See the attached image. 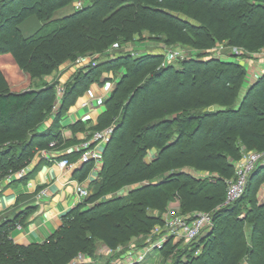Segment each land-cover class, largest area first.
I'll return each mask as SVG.
<instances>
[{"label":"trees","instance_id":"16d2710c","mask_svg":"<svg viewBox=\"0 0 264 264\" xmlns=\"http://www.w3.org/2000/svg\"><path fill=\"white\" fill-rule=\"evenodd\" d=\"M72 1L34 0L31 7L18 8L20 0H0V9L10 3L16 11L9 21L0 13L9 32L2 36L0 23V37L7 38L8 51L21 72L41 79L67 59L73 61L86 52L103 56L77 69L64 83L56 121L49 125L45 121L54 101V85L42 81L37 89L6 91L0 69V179L24 166L33 150L68 142L58 126L68 106L92 82L103 83V71L121 67L124 72L104 100L105 109L94 128L113 125V131L89 195L66 210L46 238L26 243L14 239L16 225H24L32 206L0 213V264H68L78 253L95 261L96 237L108 247L126 244L161 224L164 209L173 202L178 213L190 219L194 211H209L212 224L183 245L169 237L154 248L163 257L160 264H264V200L245 194L264 162L249 174L241 197L223 205L226 182L242 152L264 150V72L246 86L245 66L234 62L233 55L206 54L183 59L179 67L168 62L154 68L145 82L137 84L146 66L157 67L162 56L108 51L112 42L121 46L146 31L162 44L208 50L226 41L243 53H258L264 49V0H86L80 8H75V1L71 12L53 18L54 10ZM32 16L41 25L25 35L21 25ZM159 82L162 87L135 102ZM174 83L184 92L175 91ZM81 123L68 128L82 131ZM201 132L205 139L196 144ZM80 153L57 158L74 162ZM39 161L7 185L28 180L45 160ZM91 166V161L78 163L74 178L82 181ZM196 172L204 174L196 176ZM124 186L130 187L127 193L106 196ZM102 226L112 238L98 235Z\"/></svg>","mask_w":264,"mask_h":264},{"label":"rangeland","instance_id":"374dc122","mask_svg":"<svg viewBox=\"0 0 264 264\" xmlns=\"http://www.w3.org/2000/svg\"><path fill=\"white\" fill-rule=\"evenodd\" d=\"M75 1L76 2H85L86 0H74V1H72V3L70 2L64 8L54 10V12L52 13L53 18H60L64 15L68 14L69 12H71V10L73 9L72 5ZM33 3H34V0H20V3L17 7L18 8H21V7L29 8V7H31V5ZM13 12L15 13L16 11H14L13 5L10 3L6 4L3 8L0 9V13H2L1 15L7 18L6 21L7 20L9 21L12 19V16L14 15ZM30 18L36 19L33 16ZM3 21H5V18L0 21V23H2V27H1L2 36H4L3 34L8 35V33H9L7 28H6V25L5 26L3 25L4 24ZM40 25L41 24L37 19H36L34 24H31L30 21L26 20L21 25V27H22L23 33L25 35H27L28 32H29V34L32 32H35ZM48 31L49 30H45V33H47ZM6 39H7L6 37L5 38L0 37V69H1V71L5 77V81H6V84H5V87L3 88V90H6V91H22V90H25L28 88L37 89V88H39V86H40L39 84L42 81L46 82V84H53L54 85V88H53V90H54L53 91L54 92V99L53 100L54 101H53V104H52V107H51L49 113L47 114L48 116H47L46 121H45V123L48 125L51 124L52 122L54 123L56 121V119L54 117V113L56 112L55 108L57 109L58 106L54 107V103H55L56 99H59V103H60L61 97L63 95L64 83H67L70 80V78L75 74L77 69H79L82 66H85L89 63H93V62L96 63L97 60H101V58H103V56H98L99 54L86 52L85 54L78 55L79 57L75 58V60H73V61H70L68 59L63 61L62 63H60L57 66L56 70H52L51 72L47 73L46 75H44L40 79V78L32 77L30 75V73H28V72H21L20 69H18V67L16 66V61H15L13 55L8 51L9 42ZM119 49L131 52L133 54L156 53V54H160L162 56V58L158 61L159 64L157 65V67L155 65H150V64H148V66H146V71L139 78L140 81L137 84H139L141 82H145V80H147V75L150 73V70H152L154 68L157 69V68L165 65L166 63H168L167 57L165 56V54H167V55L169 53L173 54L174 51L181 53L179 58L172 59L170 61L171 63H174V66H176V67L181 66V62H179V61H181L183 59H187V58H196L199 56L205 57L206 54H215V55L221 54L222 57H228V58L230 57L229 55H233V57H231V58L234 62L239 63V64H243L245 66L246 81H245L244 85H246V86H248L249 83L251 84L253 81H255L264 72V52L263 53L258 52V53H254V54L243 53L241 50L237 49L236 47L227 45L226 41L221 42V43H217V44L213 45L211 48H209L208 50H198L194 47H191L190 45H186V44H182V43H180V44H176V43L162 44L158 40H155L154 38L150 37L146 33V31H142L140 34L134 35L132 38V41L128 42L127 44L120 46L118 43L112 42L108 48V51L111 53H116L117 52L116 50H119ZM123 72H124V68H121V67L118 69H115V70L103 71L100 75V79L104 78L105 81L103 83H100V84L96 83L98 81H95V82H92L90 84V86L92 84H96L100 87H103L105 89L103 91L104 94L102 96H98V98H96L92 102L87 101L85 103L84 102L85 98H82L88 92L90 86L86 90H84L80 95H77L75 97V99L73 100L71 105L68 106V108L66 110L67 112L65 113L63 118L60 121H58V126L60 129L61 135L63 136V138L68 140V142H64L61 146L59 145V147H50L49 149L33 150V153L31 155L29 161L26 164H24V166H22L21 168H19L16 171L7 173L5 176H3L0 179V196L2 195V192L5 190V188H4V190L2 191L1 190L2 187L4 185L9 184V182H11L9 180L12 177L18 176V174L22 170L23 171L26 170L25 174L30 172V170H32L35 166L34 163H37V161H39L40 158H43L44 154H47V155L54 154V156H57L56 154H63L65 152L72 151V149L79 146V144L81 142H83V140L86 141V140H89L92 138V135L86 137L85 131H87V130L90 132V134H93L95 132L105 131L107 128H112V131H113V125H109V126L106 125L105 127L101 128V129H94V128L96 126V123H97L99 116L101 115V113L105 109V107L103 105L104 100L109 95V93L111 92L115 82L118 80V78L120 77V75ZM197 79H198V77H197ZM101 80H103V79H101ZM160 82L157 83L156 85H153L144 94H142L138 98H136L137 100L135 102H140L142 100L143 96L144 97L148 96L149 92L154 90V88H157L158 86H160L159 84H162ZM160 87H162V86H160ZM174 88H175V91L178 90V92L179 91L184 92V88H181L178 83H174L173 89ZM59 92H61V93H59ZM240 92L241 93H239V94L242 95L243 90ZM81 98H82V100H81ZM87 99H91V98L87 97ZM236 103H237V101H236ZM133 105H136V104H133ZM81 106H83V107L84 106H88V107L90 106L91 107L90 109L96 108V111L94 113H92V111H91L90 113H92V114L90 116H88L87 118H85L83 116V118L75 119L76 121L80 120L82 122L81 124L83 125V130L81 131V130L77 129V130H75V133H74L71 130V128H68V126L73 123L71 121L72 119L70 118L69 114H72L74 112H78L77 109ZM78 114L80 116L84 115L80 112ZM76 121H74V122H76ZM73 135L75 136V139H74ZM204 139L205 138L203 136V132H201V133L197 134L195 142H196V144H200ZM250 151H259V150H257V149L246 150V151L242 152V155H244ZM79 156H80V154L78 155V157L74 161V163L78 160ZM193 172L195 173V171H193ZM203 174L204 173L196 172V176H201V175L203 176ZM24 175H22V177ZM210 175L215 176V174H210ZM210 175H208V176H210ZM31 177H34V174L31 175ZM78 182H80V181L78 180ZM18 184L25 185V181L21 180L19 182H16L12 186H17ZM90 186H91V183L89 184V188H90ZM226 186H227V182H226ZM129 188H130L129 186H124L118 190L109 192L108 194H106V196L110 197V196H114L115 194H125L129 190ZM44 189H45V184L42 187L36 186L34 191L32 192V195H36V197H38L40 192ZM12 190H13V188H12ZM250 192L253 195H255V197H257L259 201L264 200V169L260 172V174H258L254 178V180H252L250 182V185L248 186L246 193H245V194H247L246 197H248ZM75 200H76V197H75ZM82 203H83V200H81V199L76 200L74 203V206L77 204H82ZM223 205H228V204H223ZM74 206H71V207H74ZM177 207H178L177 203H175V202L168 204V207H166L164 209V212L162 213L163 222L161 224L154 225L147 233L139 234L135 237H132L129 240V242L126 244H118L115 247H108V246H105L104 243L99 238L96 237L95 238V242H96L95 250L97 252L98 258L96 257L95 261H93V264H110L111 262H114L124 251L128 250L130 247H140L141 246V247H145V248H150V245L158 237H163L167 233V231H165L166 230L165 220L170 216L171 213H175V215H182L183 217L188 218L187 221H191L194 218L193 217L190 219L187 215L178 213ZM68 209H70V208H68ZM148 211L150 214L151 213L152 214H158V212L155 210H152V211L148 210ZM8 212H10V210L9 209L7 210V208H4L3 210L0 211L1 214H7ZM203 213L209 214L211 216L210 217L211 218L210 223H212V215L209 211H197V212L194 211L191 213V215L195 216L197 214H203ZM27 217H28V215L26 216V219H27ZM111 224L115 229H118V226L115 224V222H111ZM156 226H159L160 230L155 231L154 228ZM98 235L99 236H105L107 238H112V232L103 226L101 227ZM47 236L48 235L45 234L43 237L39 238L38 241L43 240ZM171 238H173L172 243L176 242L179 245H181V244L183 245L185 243L184 239L179 238L177 235L171 236ZM175 254H176V252L174 251V255ZM162 262H163V257L161 256L160 251L159 252L153 251V249H152L151 251H149L147 258L142 262V264H160Z\"/></svg>","mask_w":264,"mask_h":264},{"label":"built area","instance_id":"2783aa9c","mask_svg":"<svg viewBox=\"0 0 264 264\" xmlns=\"http://www.w3.org/2000/svg\"><path fill=\"white\" fill-rule=\"evenodd\" d=\"M82 2H75V8H80ZM117 45V44H116ZM264 52V49L261 50ZM180 52L174 51L173 54H165L167 57V62H170L172 59H177L180 56ZM62 89V88H61ZM61 93V92H59ZM59 96V95H58ZM59 99H56L54 107L58 106ZM56 110V108H55ZM112 133V128H107L102 132H95L92 134V138L81 142L79 146L72 149V151L65 152L64 154H69L72 152H80L78 160L70 162L68 158H57L59 155L52 157L50 161L56 160L57 168L61 171L74 168L78 163L83 162H92L91 169L89 174L82 181L74 180L72 184V191L76 197V200L85 199L90 192L89 184L92 180L97 178L98 170L100 169L102 162V151L106 143L108 142ZM50 147L53 146V143L49 144ZM46 155V154H44ZM264 162V150L261 151H250L242 155V157L234 163V174L231 179L227 181L225 198L223 204H230L241 197L244 193L246 183L249 177V174L253 169ZM26 172L21 171L18 176L12 177L9 181L21 178ZM23 173V174H22ZM72 183V179L67 180V184ZM42 193V194H41ZM49 193L48 189L45 188L40 192L38 198L47 196ZM211 216L209 214H197L191 221H187L188 218L183 217L182 215H175L171 213L170 216L165 220V228L167 233L163 237H158L151 245L150 248L145 247H130L128 250L124 251L114 262L110 264H134L142 263L148 256L149 251L154 248H159L169 237L177 235L179 238L184 239L185 242H189L197 238L203 230L209 227ZM206 227V228H205ZM155 231L160 230L159 226H156ZM22 230L20 224L16 225L15 231ZM68 264H93V261L90 257L78 253L74 258L70 260Z\"/></svg>","mask_w":264,"mask_h":264},{"label":"crops","instance_id":"0c3cea01","mask_svg":"<svg viewBox=\"0 0 264 264\" xmlns=\"http://www.w3.org/2000/svg\"><path fill=\"white\" fill-rule=\"evenodd\" d=\"M28 21L34 24L36 19L29 18ZM104 90L103 87L92 84L88 92L82 98H85V103L87 101L92 102L98 98V96H102ZM87 97L91 99H87ZM90 108V106L79 107L77 109L78 112L69 114L72 119L71 121L74 123V121H76L75 119L83 118V116L87 118L96 111V108ZM91 111L92 113H90ZM79 112L84 115L80 116L78 114ZM50 157H54V154H46L43 156L45 161L38 167L34 173V177L25 181V185H8L0 196V211L7 208L10 212H16L27 206L33 207L27 219L25 218L22 230L14 231L13 233L14 239L19 243L38 241V239L45 234H50L60 224L61 215L68 210V208L74 206L76 201L72 191L73 181L77 180L73 176L74 168L61 171L57 168L56 160L50 162ZM39 162L40 161H37V163L34 164L37 165ZM68 179H72V183L67 184ZM44 184L45 188L49 191L47 196L39 199L36 195H32L36 186L42 187Z\"/></svg>","mask_w":264,"mask_h":264}]
</instances>
